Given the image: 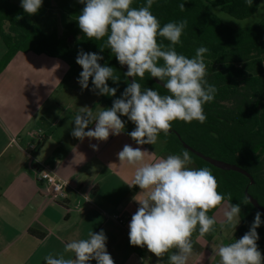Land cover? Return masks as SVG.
I'll use <instances>...</instances> for the list:
<instances>
[{
  "label": "clouds",
  "instance_id": "clouds-1",
  "mask_svg": "<svg viewBox=\"0 0 264 264\" xmlns=\"http://www.w3.org/2000/svg\"><path fill=\"white\" fill-rule=\"evenodd\" d=\"M78 2L84 5L77 18L80 30L88 39L106 38L100 50L110 49L119 64L127 66L125 77H132L133 81L111 108L98 111L80 108L73 121V137L81 141L86 137L106 141L110 135L118 136L124 131L121 116H126L135 124L128 135L137 145H156L160 133L169 135L177 120L205 123L204 105L214 100L217 88L206 79V47L197 48L192 58L176 51L187 20L161 26L151 11L155 0H146L140 7L132 6L134 0ZM42 4L43 0H21V7L28 15L37 14ZM179 8L183 11L185 5L182 3ZM158 38L169 43L165 45ZM102 59L97 53L80 50L76 58L82 67L78 83L82 90L88 89L92 78L94 93L115 96L117 88L109 87L107 81L118 84L120 76L113 67L101 66L98 61ZM146 74L162 81L168 94L142 88L136 78L142 80ZM93 122L94 130L85 131ZM91 147L97 150V145ZM117 155L121 162L135 168L128 186L141 189L134 197L140 206L129 224V242L132 246L146 247L158 258L157 264H188L193 255L194 234L202 238L216 231L217 219L209 212L220 207L226 197L228 204L223 208L220 227L235 229L239 223L240 205L231 203V193L225 196L218 191V181L209 168L190 167L194 162L188 150L169 154L154 163L146 161L147 150L127 144ZM248 202L245 197L244 203ZM261 223V213L257 212L250 230L240 239L213 247L214 255L219 257L218 264H264V255L257 245L256 229ZM87 235V239L67 242L62 253L45 256V264H89L92 260L97 264H115L107 252L104 231H90ZM67 253L73 256L66 258Z\"/></svg>",
  "mask_w": 264,
  "mask_h": 264
},
{
  "label": "crops",
  "instance_id": "crops-1",
  "mask_svg": "<svg viewBox=\"0 0 264 264\" xmlns=\"http://www.w3.org/2000/svg\"><path fill=\"white\" fill-rule=\"evenodd\" d=\"M4 54L0 39V61ZM19 54L44 56L17 53L0 71V264H45V256L62 253L70 240L101 230L115 264H157L146 247L142 256L131 249L129 224L140 206L134 197L141 189L128 186L135 168L117 154L126 144L140 147L149 152L146 161L154 163L169 155L163 142L137 145L128 135L133 131L129 126L106 141L73 137L80 108L105 109L98 106L99 96L82 90L76 78L66 81L68 67L57 59L25 58L19 63L28 68L14 67ZM37 73L41 77L35 82ZM94 128L95 122L85 131ZM44 167L67 181L63 205L37 186V173ZM239 225L226 230L216 226L211 240L195 235L188 264H218L213 247L231 243Z\"/></svg>",
  "mask_w": 264,
  "mask_h": 264
},
{
  "label": "trees",
  "instance_id": "trees-1",
  "mask_svg": "<svg viewBox=\"0 0 264 264\" xmlns=\"http://www.w3.org/2000/svg\"><path fill=\"white\" fill-rule=\"evenodd\" d=\"M182 3L185 5L183 11L179 8ZM145 4L146 0H134L132 6ZM259 4L260 0H251V4L249 0H155L151 8L161 26L187 20L176 51L192 58L197 48L206 47V79L217 88L214 100L204 105L205 123L177 120L173 122L169 135L161 132L158 139L170 154H181L186 150L182 146L184 143L206 157L236 165L251 176L253 184L247 177L217 169L189 152L194 162L192 165L209 168L218 181V191L225 196L231 193V203L240 205V225L235 232L240 238L250 230L255 214L259 212L249 202L244 203L245 191L264 209V17L253 26L232 28L213 14L211 8H217L235 20H246L257 12ZM83 7L78 0H43L38 13L28 15L12 0H0V39L5 48L0 71L17 53H34L66 64V81L78 79L82 71L76 63L78 52H94L103 56L98 61L101 66L113 67L120 76L118 84L107 81L109 87L117 88L115 96L97 94L98 106L111 108L129 82L111 50H100L106 38L88 39L80 30L77 18ZM158 39L165 45L169 43L163 38ZM136 79L142 88L168 94L167 89L157 85L148 74L142 80ZM91 81L92 78L88 89L93 88ZM121 119L135 129V124L126 116ZM224 203L228 204L227 197ZM217 209L210 211L209 215L213 216ZM261 221L256 229L259 235L257 245L264 255L262 214ZM216 234L214 231L206 237L211 240ZM131 249L138 256L143 255L141 247L131 245Z\"/></svg>",
  "mask_w": 264,
  "mask_h": 264
},
{
  "label": "rangeland",
  "instance_id": "rangeland-1",
  "mask_svg": "<svg viewBox=\"0 0 264 264\" xmlns=\"http://www.w3.org/2000/svg\"><path fill=\"white\" fill-rule=\"evenodd\" d=\"M12 2L15 5L21 7V0H12ZM211 12L213 14H215L216 16H218L222 20V22L225 25L229 26V27H232V28H245V27L253 26V25L257 24L260 20H262V18L264 17V0H260V4H259V8H258L257 12L253 16H251L250 18H248L246 20H235V19L223 14L217 8H211ZM32 57H37V59H43V58L45 59V56H37V55L35 56L33 54H27V55L26 54H19L18 55V59L16 60V62H14V67L16 66L18 68H20V67L28 68L27 67L28 65H24V64H21L19 62H20L21 59H25V58L33 59ZM34 68H36V67H33L32 69H34ZM263 68H264V63H263ZM40 77L41 76L38 75V73H37V76L33 80L36 82L38 80V78H40ZM125 126L128 127V125L126 123H125ZM190 167H194V166L190 165ZM224 207H226V206H224ZM216 219H217V225L216 226L220 228V223L224 219V217H223V208H221L219 210V212L217 213ZM219 239L222 241L221 237H218V240ZM235 239H240V235H236L235 234L233 236V239H232L231 242H234Z\"/></svg>",
  "mask_w": 264,
  "mask_h": 264
},
{
  "label": "built area",
  "instance_id": "built-area-1",
  "mask_svg": "<svg viewBox=\"0 0 264 264\" xmlns=\"http://www.w3.org/2000/svg\"><path fill=\"white\" fill-rule=\"evenodd\" d=\"M36 183L39 189L50 195L55 203L64 204L66 199L65 190L68 186L67 181L60 179L50 169L44 167L38 171Z\"/></svg>",
  "mask_w": 264,
  "mask_h": 264
},
{
  "label": "water",
  "instance_id": "water-1",
  "mask_svg": "<svg viewBox=\"0 0 264 264\" xmlns=\"http://www.w3.org/2000/svg\"><path fill=\"white\" fill-rule=\"evenodd\" d=\"M123 71L126 73L127 72V66L126 65H121ZM128 82L131 83L133 81L132 77H127ZM153 81L163 87V83L161 81H159L157 78H153ZM164 88V87H163ZM183 148L188 150L189 152L195 154L196 157L202 159L203 161H205L206 163L210 164L211 166L220 169L222 171H233L236 173H239L245 177H247L250 180V184H253V180L251 178V176L244 171L243 169H241L240 167L233 165V164H229L220 160H216V159H212L209 157L204 156L201 153L196 152L195 150H193L192 148H190L189 146H187L186 144H182ZM245 197L248 198L249 203L257 210L259 211L263 216H264V209L262 207L259 206V204L257 203V201L255 199H253L248 193L247 191H245Z\"/></svg>",
  "mask_w": 264,
  "mask_h": 264
}]
</instances>
